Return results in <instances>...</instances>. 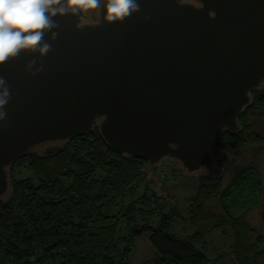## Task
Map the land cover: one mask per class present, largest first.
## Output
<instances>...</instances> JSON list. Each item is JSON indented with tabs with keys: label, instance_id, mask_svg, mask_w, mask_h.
Segmentation results:
<instances>
[{
	"label": "water",
	"instance_id": "1",
	"mask_svg": "<svg viewBox=\"0 0 264 264\" xmlns=\"http://www.w3.org/2000/svg\"><path fill=\"white\" fill-rule=\"evenodd\" d=\"M119 22L85 7L56 17L47 54L0 64L10 88L0 121V198L9 167L36 147L98 127L118 153L221 174L227 129L264 84V0H139ZM61 7L63 4L60 5ZM260 218L264 225V189Z\"/></svg>",
	"mask_w": 264,
	"mask_h": 264
},
{
	"label": "trees",
	"instance_id": "2",
	"mask_svg": "<svg viewBox=\"0 0 264 264\" xmlns=\"http://www.w3.org/2000/svg\"><path fill=\"white\" fill-rule=\"evenodd\" d=\"M250 95L238 128L227 129L220 139L231 163L216 176L202 171L186 215L177 205L165 211L163 197L144 183L152 164L112 149L98 127L18 158L9 167L10 190L0 198V264H132L144 232L155 248L145 264H208L197 244L223 225L233 236L229 258L258 264L264 235L247 214L261 204V181L254 162L234 165L250 146L255 155L263 151L264 84ZM230 171L232 179L223 188ZM174 218L194 230L176 236L170 231Z\"/></svg>",
	"mask_w": 264,
	"mask_h": 264
},
{
	"label": "rangeland",
	"instance_id": "3",
	"mask_svg": "<svg viewBox=\"0 0 264 264\" xmlns=\"http://www.w3.org/2000/svg\"><path fill=\"white\" fill-rule=\"evenodd\" d=\"M86 10V20L95 21L97 19L98 9ZM260 130V128H259ZM56 144V143H55ZM53 144H44L36 147V150H43ZM254 146L248 147L239 157L234 160V165L245 166L255 163L258 170V177L261 181V188L264 189V144L263 151L255 155ZM227 150V149H225ZM204 170L189 172L182 163L170 158H163L159 162L146 166V176L144 183L150 186L165 202V211L170 207L177 205L182 215H186L188 205L192 200V196L196 192L197 177ZM232 179L231 171L226 172L222 180L224 188ZM215 201L209 203L210 208H214ZM247 204L245 205V207ZM243 207L241 210H243ZM235 212V211H234ZM261 204L252 209L247 214L248 222L257 229L259 233L264 235V225L260 218ZM237 213V212H235ZM156 219L153 224H156ZM194 230V226L183 218H174L170 231L178 237H185ZM255 237V235H254ZM253 237V239H254ZM233 245V236L230 233V227L220 226L217 229L205 234L197 246L201 248L209 258L208 264H237L229 258V252ZM264 248V245L262 246ZM155 248L149 240L148 233H141L136 242L135 250L131 257L132 264H145L146 260L153 257ZM258 264H264V254L257 258Z\"/></svg>",
	"mask_w": 264,
	"mask_h": 264
},
{
	"label": "clouds",
	"instance_id": "4",
	"mask_svg": "<svg viewBox=\"0 0 264 264\" xmlns=\"http://www.w3.org/2000/svg\"><path fill=\"white\" fill-rule=\"evenodd\" d=\"M81 6L102 10L107 22L122 21L140 9L139 0H0V64L22 52L47 54L52 45L45 36L57 35L56 17ZM10 95L6 79L0 76V121L6 117L4 106Z\"/></svg>",
	"mask_w": 264,
	"mask_h": 264
},
{
	"label": "flooded vegetation",
	"instance_id": "5",
	"mask_svg": "<svg viewBox=\"0 0 264 264\" xmlns=\"http://www.w3.org/2000/svg\"><path fill=\"white\" fill-rule=\"evenodd\" d=\"M86 18H87V17H85L84 22H92V21H93V20H92V21H90V20H86ZM224 150H225V149H224Z\"/></svg>",
	"mask_w": 264,
	"mask_h": 264
}]
</instances>
